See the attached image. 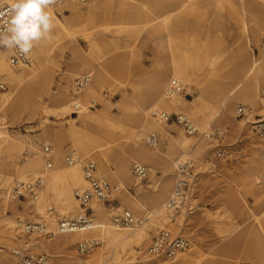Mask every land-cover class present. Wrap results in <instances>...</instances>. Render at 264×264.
Returning a JSON list of instances; mask_svg holds the SVG:
<instances>
[{"label":"rangeland","instance_id":"rangeland-1","mask_svg":"<svg viewBox=\"0 0 264 264\" xmlns=\"http://www.w3.org/2000/svg\"><path fill=\"white\" fill-rule=\"evenodd\" d=\"M206 1L208 3L204 6ZM246 1L252 6L251 11L244 10L242 0H89L82 5L73 2L51 5L58 22L64 23L67 30L55 24L50 33L52 39H42L36 43L37 57L30 51L31 63L36 61L40 64L36 77L18 85L14 97L0 108V128L8 130L21 145L20 149L12 140L0 144V196L5 197L3 192L11 185L9 175L13 176L15 182L17 168L22 167L26 159L42 158V163L32 166L31 176L43 175L45 184L54 171H62L64 166H69L65 156L75 150L73 130L81 135L116 130L117 134H107L105 140L118 137L114 146H118L127 158L126 148L133 143V136L143 122L141 107L151 99L157 70L161 64V68L169 67L173 58L182 60L189 69L194 70L189 77V85L180 93L191 100H187L188 106L211 104L215 83L222 80L223 74L231 73L234 59L231 54L244 45L243 26L249 24L251 16L262 9L259 4L264 3L263 0ZM183 4H187L186 10L177 12ZM76 9L78 13L74 14ZM170 12L177 14L169 23L157 18ZM182 17H187L186 26L180 22ZM260 37L258 40L251 38L253 51L248 48L252 55H256V61L259 58ZM228 45L231 48L220 57L221 50ZM215 59L218 62H214ZM100 66L104 68L102 81L96 72L91 81L96 80L98 90L88 96L83 89L74 96L73 79L93 73L91 70L96 71ZM170 78L167 77L163 91ZM0 83L4 84V89L0 88V91L9 90V84L4 79L0 78ZM61 90L65 91V98ZM33 99L38 103L35 117L31 118L28 109L19 105ZM70 99H79L88 114L84 115L83 111L74 113L72 109L62 113L60 108ZM93 99L97 102L95 106L90 105ZM243 100L241 97L233 101L229 123L214 121L206 133L201 127L207 121L198 122L191 113H187V105L181 104L178 109L161 107V110L172 114V118L168 122L158 118L156 121L150 120L144 139L139 143V146L151 152L152 160L146 157L145 161H137L129 156L130 176L123 180L124 184L114 174L115 163L110 156L106 157L104 164L109 173L103 174L95 157L76 150L80 155L77 163L82 174L84 163L94 161L98 175L122 188L110 200L101 201L103 210L100 214L90 206L91 201L87 206L79 204L74 192L80 187L64 176L60 178V187L68 196L67 201H74V205L65 209L60 207L62 201L59 199L51 202L52 212H49L48 206L44 212H40L27 206V199L9 200L4 204L0 198V264H17L18 258L13 251L18 248L31 253H47L49 264H158L161 258L155 259L148 248L163 228L183 233L190 239L191 247L183 253L193 252L191 264H264V139L252 132L250 124V121L264 116V86H261L259 95L253 101L249 103ZM240 104L249 109L248 116H238ZM203 111L207 113L204 108ZM177 113L189 115L201 128L194 135L202 133L206 142L202 148L192 147L191 154L196 158V168L200 170L199 176L202 178L195 179L191 184L194 204L189 212L186 211L188 206L183 210L180 228L177 229L174 224L177 220L172 222L168 219L165 226L159 227L151 217V224L149 222L139 227V230L145 229L139 245L134 242L125 249L120 244L107 246L99 232L81 235L66 246L56 242L58 234L55 233L52 237L34 233L16 238V232L9 225L15 224L18 218L48 224V219L55 218L58 227L62 217L74 216L85 210L91 213L94 222L110 219L112 224L113 215L124 209L133 211L137 216L147 215L154 208L152 199L160 195L164 170L170 172L171 185L164 197V200H168L179 157L176 154L170 158V169L164 159H167L173 141L187 135L174 117ZM152 115L156 117L153 112ZM216 129L223 131V144L243 150L236 160L220 161L214 158L213 148L218 141L210 138L209 133ZM153 131L159 139L156 147L147 140ZM45 145L53 149L51 168L47 167L43 154ZM135 162L147 166L148 173L144 178L134 175ZM87 186L88 182L84 188ZM124 193L127 196L146 194L143 199L145 205L138 209L131 202L124 205L121 198ZM47 228L55 231L50 226ZM85 238H95L99 243L90 254L81 255L77 243Z\"/></svg>","mask_w":264,"mask_h":264},{"label":"bare ground","instance_id":"bare-ground-1","mask_svg":"<svg viewBox=\"0 0 264 264\" xmlns=\"http://www.w3.org/2000/svg\"><path fill=\"white\" fill-rule=\"evenodd\" d=\"M0 1L3 3L6 2V0H0ZM95 1H99V0H95ZM207 3L208 2L206 1L203 3V5L205 6ZM209 3H211V1H209ZM241 5L246 12L251 11L252 9V6L249 5V1L242 0ZM259 6L262 9H259L256 13H254L251 16L250 22L247 26H243L242 30L244 33V39H243L244 45L239 46L236 50L233 51V54H231L234 58L231 68L232 70H230L231 73L229 72L228 74H223L221 77L222 80H219L215 83V95L213 96V100L211 104H207V105L204 104L201 106L198 105L188 106L187 100L190 102L191 100L186 99L183 96V94L179 93L172 96L171 98H167L165 96L166 88L164 89V91L163 88L166 85V80L168 76H171V78L172 77L179 78L182 81V83L186 86L189 85V81H190L189 77H191V75H193L194 73L193 72L194 70L189 69L188 65L183 63L182 60L173 58L169 67L161 68L160 66L162 64L160 63L161 65L157 70L156 80L154 82L153 91L151 93V99L148 103H146L148 105L144 104L143 107H141L143 122L138 126V131L133 136L134 138L133 143L126 148V152L128 154L127 158L123 156L122 151L119 150L120 148L118 146H114L115 142L118 140V137L111 140H105L106 139L105 136H107V134H110L111 136L117 134L116 130L114 129L103 130V133L100 134H87V135H81L80 133L75 132L73 130L74 134L72 135V139L74 141V149L82 151L86 155L89 154L88 155L89 157L91 156L95 157V159L98 161L100 173L103 174L109 173L108 169L104 168V164L106 162V157L110 156V158H112L115 163L116 170L114 171V174L119 177L121 184H124L123 180L129 179L130 176V165H129L130 157L137 161H145L146 157L149 160H152L151 152H149L146 148L139 146V143L144 139V133L146 132L145 130L148 126L149 121L152 119L153 120L155 119V121L157 120V118L152 115L154 109H160L161 107L178 109L179 108L178 106L181 104L187 105V109H186L187 113H191V115L198 122L207 121L205 126L201 127L204 128L203 133H206V131H208V129L211 126V123L214 121L219 122L220 124L229 123L231 120L230 112L232 110L230 107L232 106L233 101L236 98L243 97L244 99L243 101L250 103L255 99L256 95L257 96L259 95L261 86L262 85L264 86V66L260 59V55H258L259 58H257L256 61V55L254 53L252 55V53H250V50L248 49L250 48L251 51H253V48L250 46V40L253 37H255L258 40L262 29H264V3L259 4ZM186 7L187 4H183L181 6V9H179L177 12L183 13L186 10ZM47 10L50 11L52 14L53 25L56 24L57 26L62 28V30H67V27L65 26L64 23L58 22L57 20L58 17L56 16V12L54 11V8L50 6V8ZM75 13H78L77 9L74 11V14ZM175 13L170 12L157 18H161V20L164 23H169L172 21L173 17L176 16L177 13L176 14ZM187 17L180 18V22L182 23V26L187 25L186 23ZM53 29L54 28H52L51 30ZM230 48L231 47L228 45L226 46L225 49H222L221 50L222 53L220 52V57L223 56V54H225L226 52H228ZM31 52L30 53L34 55V57H37L38 51L36 49V46L33 47ZM7 55H9L8 49L6 48L0 49V78L4 79L9 84V90L0 91V108H2V106L6 102H8L14 97L15 95L14 92L18 85H21L24 82L26 83L31 78L36 77L40 65L35 63L36 62L35 61L32 62L31 64L20 66L21 67L20 69H16L17 67H14L9 63ZM215 61L218 62L217 59H215L214 62ZM76 67H81V65H76ZM103 70H104L103 66H100V69H97L96 71L91 70L93 72L91 74L93 75L96 72V75L100 76V80L102 81L101 76L103 75L102 73ZM96 84H97L96 80H94V82L92 83L90 82L84 89L85 91L84 94L89 96L95 93L96 90H98ZM61 91H63L61 92V95L63 96V98H65L66 97L65 91L64 90ZM75 101L76 102L74 103V100L72 101L70 99L67 103L62 105V107L60 108L61 112L68 113L71 109L76 108V105L82 104L79 99H76ZM37 103L38 100L33 99L30 100L27 104L25 102H23L22 104L20 103L19 107L28 109L29 115L32 116L31 118H33L35 117ZM81 108L82 109L80 111H83L82 113L84 115L88 114V111L86 107H84V105H81ZM203 108L207 110V113H205V111H203L204 113L202 112ZM197 127L198 130L200 131L201 128L198 126V124ZM50 130L51 129L48 128L49 132ZM198 134L181 135V138L173 141L172 145L169 147L167 159H164L165 165L167 167L169 166V169L171 164L170 158H173V155L178 154L179 158L177 159H182L186 157H192L194 160L196 159L191 154L193 150L192 147L199 146L200 148H202L206 143L204 141V138H202V133H198ZM8 140H12L14 144H17L18 147L21 149V145L18 142H16V139L11 136L9 131L4 128H0V144L2 141H8ZM216 140L218 141L217 144H223L221 142L222 139H216ZM202 162L204 163L206 161H202ZM38 163H42L41 157L26 159L23 166L17 168L16 176L14 177L17 180H34L36 177L31 176L33 174L31 170H32V166ZM61 170L62 171H54V173L50 176L49 182L46 184L44 183L43 187L39 189L38 192L39 199L36 202L31 203L30 199L27 198L28 202L25 204L29 207H32L34 210L40 212H44L45 208L47 206L49 207L54 199H59L62 201V203H60V207H62V209H65L72 204L74 205V201L71 198H70L71 201H67L68 196L64 194L63 189L60 187V178L64 176L65 178L74 180L78 185V187H80V189L76 188L77 190L84 189V186L87 185V180L84 178L83 174L81 173L80 165L77 162L70 166H64L63 169ZM199 171L200 170L198 168L195 169V174L192 179V182L195 179L199 180V178L200 179L202 178L201 176H199L200 174ZM169 174L170 172L168 173V170H164V174H163L164 176L162 179L163 185L160 187V195L152 199L151 202H153L154 208L153 211L148 212V214L154 218V223L159 227L165 226L166 219H168L165 214V204L167 200H164V197H166V195L168 194L171 185L170 179L168 177ZM9 178L11 185L6 189V192H3L5 197L3 195L0 196L1 202L4 204L8 203V201L11 200L10 197L8 196V193H10V189L14 181L12 175H9ZM192 190L193 189L190 188V193H189L190 196L188 195V199L186 202V206H188V209H186V211L188 212L192 208V204H194V197ZM121 198L124 205H127V202L129 203L131 202L133 203V205H135L134 207L138 209L141 206L145 205L143 199L146 198V194H140L139 196L136 195L127 196L126 193H124ZM90 206L93 209H95V212H98V214H100L103 210L102 202L97 199H92ZM182 213L176 219L177 221L174 222L177 229L181 227L182 219L180 218L183 215ZM64 214L66 215V213ZM184 214H186V212ZM48 220H50V224L46 223V225L47 227L50 226L51 228H53L55 230L54 231L55 234H58V238L56 239V242L61 246H66L69 243H72V241H74L77 237L81 235H85L87 233L89 234V233L99 232L101 240H103L107 246L112 247L116 244H120L123 247V249H125L127 246H130L134 242L137 245H139V241L142 235L145 233V229L139 230V227L140 226L143 227L144 225L150 222L148 221L147 223H142L132 227L117 228L112 224L110 219H107L104 222L103 221L94 222L93 226L86 230L61 233L57 229L58 227L56 226V219L52 218ZM9 228H12V231L16 232L15 235L16 238H20L23 235H28L19 232L16 229V223L15 224L11 223L9 225ZM28 245L30 244L28 243ZM33 245L34 244H32V246ZM192 255L193 252L189 254L181 252L175 258H173L172 261L164 258V256L162 255H152V256H154L155 259L161 258L158 260V264H191ZM82 264H86V263L84 262Z\"/></svg>","mask_w":264,"mask_h":264},{"label":"built area","instance_id":"built-area-1","mask_svg":"<svg viewBox=\"0 0 264 264\" xmlns=\"http://www.w3.org/2000/svg\"><path fill=\"white\" fill-rule=\"evenodd\" d=\"M89 0H55L54 5H64L66 3L86 4ZM6 4V2H5ZM9 63L14 67H20L31 63L30 53L25 57L16 50L8 49ZM258 55L264 64V30L260 37V46ZM92 81V74L87 73L76 76L73 79V94L77 96L83 89ZM185 85L177 77H172L165 89V96H172L182 93ZM0 88L4 89V84L0 83ZM76 101H74L75 103ZM97 102L93 99L91 106H95ZM82 105V104H81ZM81 105H76L73 112L77 113L82 108ZM238 116H248L249 109L245 105H238ZM153 114L162 122H168L172 118V114L161 109H154ZM176 121L182 125L187 134H195L198 132L197 124L194 120L185 113L174 114ZM252 132L260 139H264V116L256 120L250 121ZM212 139H222L223 131L216 129L209 133ZM148 143L152 146L158 145V134L151 132L147 138ZM214 158L217 160H236L238 154L243 150L233 149L230 145L217 144L213 148ZM46 165L51 168L53 149L50 145L43 147ZM80 160V155L76 150L69 151L65 156V162L70 166ZM196 161L192 157L179 159L175 165L173 189L172 193L165 204V214L170 221H175L186 206L188 195L192 184V179L195 174ZM133 173L137 178H144L148 173V168L143 163L135 162L133 164ZM83 176L88 182V186L81 190H75L74 195L81 206H87L92 199H97L102 202L110 200L113 194L122 191L120 185L112 184L104 176L98 175V167L94 161H87L83 165ZM45 179L43 175H38L34 180H16L9 193L12 201L30 199L31 203L39 199V189L43 187ZM49 212L53 211V206H49ZM151 219V215L137 216L133 211L124 209L113 215V225L117 228H126L146 223ZM93 218L87 210L74 216L62 217L58 222V231L61 233L75 232L86 230L93 226ZM16 229L25 234H39L43 237H52L55 232L49 230L45 222H35L28 219H20L16 221ZM99 241L95 238H85L77 243V250L81 255H88L95 248ZM191 247L190 239L183 233H175L168 228L159 230L158 234L153 238L148 252L152 255H162L166 258L173 259L179 253L188 250ZM18 258L17 264H48L49 255L47 253H31L27 249L18 248L13 251ZM108 264H123V263H108Z\"/></svg>","mask_w":264,"mask_h":264},{"label":"clouds","instance_id":"clouds-1","mask_svg":"<svg viewBox=\"0 0 264 264\" xmlns=\"http://www.w3.org/2000/svg\"><path fill=\"white\" fill-rule=\"evenodd\" d=\"M55 0H6L0 2V47L27 57L40 40H51L54 27L47 9Z\"/></svg>","mask_w":264,"mask_h":264}]
</instances>
